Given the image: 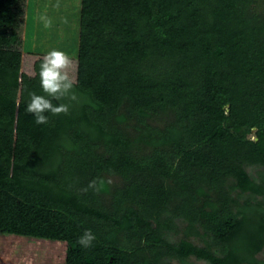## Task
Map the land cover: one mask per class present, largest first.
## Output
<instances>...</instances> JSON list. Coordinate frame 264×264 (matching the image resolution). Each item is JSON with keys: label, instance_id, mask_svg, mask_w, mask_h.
Segmentation results:
<instances>
[{"label": "trees", "instance_id": "1", "mask_svg": "<svg viewBox=\"0 0 264 264\" xmlns=\"http://www.w3.org/2000/svg\"><path fill=\"white\" fill-rule=\"evenodd\" d=\"M79 24L67 114L37 124L39 76L0 66V228L65 264H264V0H81Z\"/></svg>", "mask_w": 264, "mask_h": 264}, {"label": "rangeland", "instance_id": "2", "mask_svg": "<svg viewBox=\"0 0 264 264\" xmlns=\"http://www.w3.org/2000/svg\"><path fill=\"white\" fill-rule=\"evenodd\" d=\"M80 1L37 0L36 6L31 5L29 1L23 27L24 0H0V38L5 37V39L16 41L23 29L24 52L29 54L38 52L47 54L52 50L65 52L72 58V61L75 60L69 68V74L76 81ZM5 43L0 44V50L7 48L9 53L2 54L1 61L15 65L22 74L38 77L43 55L29 57L21 54L17 49H10L9 46L5 48ZM36 45L39 49L35 51ZM249 136L256 138L254 129ZM248 170L251 173L254 172L252 166H249ZM248 196L247 193L241 194V197ZM15 217L13 216L14 219ZM6 223L9 224V219ZM6 225L0 228V264H65V238L13 231ZM181 234L182 231L176 235L172 234V237L175 238ZM195 241L200 240L197 238ZM257 256L264 259V247ZM188 262V264H208L205 260L194 256L189 257ZM172 263L181 264L177 260H173Z\"/></svg>", "mask_w": 264, "mask_h": 264}, {"label": "clouds", "instance_id": "3", "mask_svg": "<svg viewBox=\"0 0 264 264\" xmlns=\"http://www.w3.org/2000/svg\"><path fill=\"white\" fill-rule=\"evenodd\" d=\"M72 65V58L63 51L52 50L43 56L39 78L40 87L45 95L30 93V102L26 106V112L34 116L37 124L48 122L47 113L52 115L68 113V105L60 101L76 98L73 92L75 78L69 74ZM95 239L91 230H85L77 243L83 248H90Z\"/></svg>", "mask_w": 264, "mask_h": 264}, {"label": "crops", "instance_id": "4", "mask_svg": "<svg viewBox=\"0 0 264 264\" xmlns=\"http://www.w3.org/2000/svg\"><path fill=\"white\" fill-rule=\"evenodd\" d=\"M29 1H30V4L31 5H37L38 4V2H37V0H24V2H23V5H24V8H23V17H22V26L24 27V24H25V20H26V14H27V12H26V10H27V7H28V3H29ZM22 31H23V29H22ZM21 31V33H20V35L19 36H17V38H16V41H14V40H10V39H5V37L3 38V39H1L0 38V41L2 42V43H0L1 45L2 44H4L5 43V41H6V43H5V45H4V47L6 48V47H10V49L12 48H14V49H17V50H19L20 51V53L21 54H23V55H26V56H36V57H38V55H46V53H35V54H29V53H26V52H24L23 51V47H24V45H25V38H24V36H23V32ZM5 40V41H4ZM39 48L37 47V45L35 46V51L36 50H38ZM9 53V51H8V49L6 48V50H0V66H3V67H7V68H12V69H18L19 70V68L18 67H16L15 65H13V64H10V63H7V62H5V61H1L2 59H1V57H2V54H8ZM20 54V55H21ZM33 57V58H34ZM77 59V58H76ZM4 62V63H3ZM20 71V70H19Z\"/></svg>", "mask_w": 264, "mask_h": 264}]
</instances>
